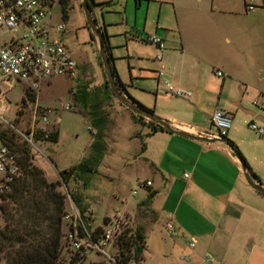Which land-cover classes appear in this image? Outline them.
<instances>
[{"label": "crops", "instance_id": "crops-1", "mask_svg": "<svg viewBox=\"0 0 264 264\" xmlns=\"http://www.w3.org/2000/svg\"><path fill=\"white\" fill-rule=\"evenodd\" d=\"M169 1L174 14L170 29L160 33L145 23L139 36L129 35L127 54L133 37L140 40L145 34L161 37L166 47L160 61L152 45L144 54L129 56L131 77L127 82L118 76L125 92L176 132L197 137L210 132L215 109L228 112L232 121L224 139L209 142L167 130L146 137L145 125L137 123L131 111L123 114L137 126L133 160L145 174L138 183L150 182L141 187L146 196L148 190L155 192L147 210L155 215L152 223L170 213L175 230L196 241L189 251L180 238L171 240L169 264L182 262L185 254L190 255L189 264H198L203 254L220 264H249L251 259L260 264L264 196L246 182L241 159L229 142L258 177L256 181L250 176L252 181L264 187V139L242 127L248 122L264 125V108L252 104H264V0H253L257 9L251 12L245 11L244 0ZM217 70L221 77L214 74ZM168 86L189 98L167 91ZM141 207L137 204L136 211Z\"/></svg>", "mask_w": 264, "mask_h": 264}, {"label": "rangeland", "instance_id": "rangeland-1", "mask_svg": "<svg viewBox=\"0 0 264 264\" xmlns=\"http://www.w3.org/2000/svg\"><path fill=\"white\" fill-rule=\"evenodd\" d=\"M89 3L90 15L95 25L97 28H102L105 34L110 48L112 66L118 76L120 74L123 80L128 82L131 77L130 71L134 66L129 56L144 54V50L150 47V44L134 37L140 35L141 27L145 23L148 28H152V31L158 29L160 33L165 32V28L170 29L174 20L171 3L169 0H90ZM51 14L53 24L60 22L64 24L62 39L76 62V76L72 79L59 76L50 78L40 87L38 93H33L34 101L29 99L21 101L23 91L20 85L15 84L9 87L7 83L0 84L3 93L1 100L6 105L3 118L13 123L19 131L24 132L30 125L34 108L37 110V115L42 109H50V129L51 132L57 130L56 142L47 140L38 142V145L36 143L35 146L41 153L27 146L31 153L32 165L42 171L46 181L55 182L59 179V172L68 170L86 159L90 153L89 147L95 138L91 133L94 129L89 131L91 126L87 121L92 108L81 107L69 95L71 89L77 96L82 88L89 92L90 100L94 101L93 105H97V111L106 118V128L103 131V145L100 148L96 166L87 185L81 186L77 191L81 205L90 208L92 221L97 225L102 223V218L106 214H120L123 211L133 210L130 213L126 212L125 216L129 222L131 221L132 231L137 227L144 228L145 252L142 264H169L166 250L174 239L168 237L163 229L164 214H160L158 221L152 223L155 218L153 212H149L146 207L136 211V205L143 202L146 197V189L141 188L138 183L145 179V174L138 167V161L133 160L137 154V143L132 135L137 126L123 116L131 112L120 105L115 97L107 99L102 94V83L106 77L98 58V38L86 23L81 9V0H68L66 20L61 19L57 3L53 5ZM129 35L134 36V42L127 44L129 48V54H127L126 42L130 40ZM245 98L251 103L250 96ZM71 100V110L61 107ZM18 106L20 107L19 117L14 123ZM243 126L246 131L251 132L247 123L242 124ZM143 129L148 127L145 126ZM8 133H12L16 142L23 143L16 133ZM47 149H50V152ZM68 184L72 186V180H69ZM57 190L62 191L61 187H57ZM2 198L4 201L8 200L7 196L2 195L0 204L3 201ZM5 223L0 211V229ZM60 248L59 260L63 261L66 259V254L63 245ZM93 258L101 257L93 256ZM182 262L175 260L173 264H182ZM249 262V264H259L254 259ZM261 262L260 264H264L263 260ZM1 264H3L2 260Z\"/></svg>", "mask_w": 264, "mask_h": 264}, {"label": "built area", "instance_id": "built-area-1", "mask_svg": "<svg viewBox=\"0 0 264 264\" xmlns=\"http://www.w3.org/2000/svg\"><path fill=\"white\" fill-rule=\"evenodd\" d=\"M62 11L59 0H0V84L7 83L21 86L22 98L25 91L38 93L40 87L55 76L72 79L76 76L77 65L71 51L62 39L64 24L51 22V9L54 4ZM244 9L251 12L257 9L253 0H244ZM63 20V19H62ZM140 41L152 45L156 51L155 59L161 60L165 49L163 39L156 34L140 36ZM221 77L220 71H214ZM167 91L178 97L189 98V94L175 91L171 86ZM75 91L70 90L73 97ZM3 93L0 89V196L7 193L21 175L18 156L3 141L1 132L7 130L16 133L33 150L41 153L35 146L50 139V109H42L37 115L34 108L29 127L24 132L19 131L13 123L4 120L3 113L6 105L1 100ZM254 106L264 108L254 100ZM66 110L72 109V100L61 105ZM20 107L15 111V120L19 117ZM211 131L198 134L206 139L222 140L231 125V115L221 109H215L211 115ZM248 129L257 137L264 139V125L254 122L247 123ZM95 133L94 130L91 131ZM37 135V136H36ZM48 150V149H47ZM49 151V150H48ZM187 175L184 174V177ZM59 177L60 186L66 197V213L63 217V247L66 254L64 264H142L130 255L123 254L118 243L128 237L131 224L122 213L102 220L95 225L92 221V211L86 207L83 213L73 201L77 191L82 186L79 179H71L72 186L63 182ZM140 187L150 186L149 181L139 184ZM135 193H133L134 195ZM172 215L166 214L163 229L168 237L180 238L189 251L194 250V238L180 235L172 224ZM93 256L101 257L94 259ZM181 261L189 263L190 255L180 257ZM198 264H220L207 254L200 257Z\"/></svg>", "mask_w": 264, "mask_h": 264}, {"label": "trees", "instance_id": "trees-1", "mask_svg": "<svg viewBox=\"0 0 264 264\" xmlns=\"http://www.w3.org/2000/svg\"><path fill=\"white\" fill-rule=\"evenodd\" d=\"M89 1L88 5L90 7ZM59 2L63 15L62 19L66 20L68 0H59ZM98 30L101 34L104 50L110 56V48L105 34L102 28L99 27ZM100 65L102 66L101 61ZM112 73L120 91L125 93L135 105L153 115L152 109L144 107L125 92L124 85L119 80L118 74L113 67ZM89 94V92L82 88L79 95L77 96L74 93L72 98L81 107L92 108L91 113H89L88 123L92 127H89V131L90 129L95 130V133L91 132L94 134L95 139L89 147L90 153L86 159L78 162L68 170L59 172V176L63 182L67 183L71 179H79L82 181L83 187L87 185L93 168L96 166L97 157L103 145V131L106 128V118L102 116L101 112L97 111V105H93L92 102L94 101L90 100ZM102 94L107 99L114 97L106 78L102 83ZM24 96L30 101H34L33 93L25 91ZM132 117L137 123L148 127L149 132L145 135L146 137L157 131H166L161 126L150 121L145 124L142 121L143 117L139 115L132 114ZM8 132L7 130L1 132L2 139L17 154L21 167V175L11 184L9 191L4 194L8 197V200L4 201V198H2L3 201L0 204V211L6 222L0 229V264L1 260L3 264H64V261L59 260V254L60 247L63 245V217L66 213L67 203L63 192L57 190V187H61L60 181H46L42 171L32 165V157L27 144L25 142H16L13 139L12 133ZM57 136V130H53L49 140L54 143L57 140ZM229 144L244 162L250 176L258 181V177L250 170L237 147L232 142H229ZM143 146L144 144L142 143ZM154 194V191L148 190L146 199L139 203L138 207L148 208ZM261 195L264 196L263 194ZM73 201L80 212L83 213L86 207L81 205L79 195H75ZM103 220L106 221L107 219ZM143 230V227L131 230L132 233L128 237L125 236L118 243L123 250V254L132 256L137 261H140V263L144 261L145 251V234Z\"/></svg>", "mask_w": 264, "mask_h": 264}, {"label": "water", "instance_id": "water-1", "mask_svg": "<svg viewBox=\"0 0 264 264\" xmlns=\"http://www.w3.org/2000/svg\"><path fill=\"white\" fill-rule=\"evenodd\" d=\"M81 9L85 15V19H86V23L89 26V28H91L94 33L96 34L97 38H98V45H99V58L102 64V68L106 77V81L107 84L109 86V88L111 89L114 97L116 98V100L123 105L125 108H127L129 111H131L133 114L135 115H139L141 117L146 118L147 120H149L150 122L157 124L159 126H161L163 129L167 130V131H171V132H176L174 131L167 122L161 120L158 117H155L154 115L144 111L142 108L138 107L137 105H135L129 98L128 96L123 93L122 91H120V89L117 87V84L114 80L113 77V73H112V60L111 57L108 56L104 50L102 41H101V34L97 28V26L94 23L93 18L90 15V7L88 5V0H81ZM180 135H184L187 137H191L197 140H201V141H209V142H213L214 139H206L203 137H197V136H191L188 135L186 133L183 132H176ZM50 152V150H49ZM240 164L242 167V172H243V176L246 180V182L256 191H258L259 193L264 195V187H262L259 183H254L252 181V178L250 177L249 173L246 172V167L243 161L240 160Z\"/></svg>", "mask_w": 264, "mask_h": 264}]
</instances>
